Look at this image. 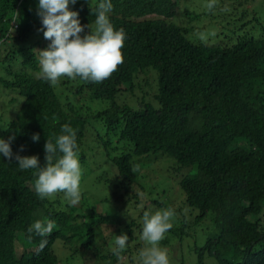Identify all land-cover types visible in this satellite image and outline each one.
<instances>
[{
	"label": "trees",
	"instance_id": "16d2710c",
	"mask_svg": "<svg viewBox=\"0 0 264 264\" xmlns=\"http://www.w3.org/2000/svg\"><path fill=\"white\" fill-rule=\"evenodd\" d=\"M191 1L112 0L110 21L127 34L123 63L99 83L64 77L51 85L35 76V48L50 43L38 31L37 0H0V91L17 97L9 101L14 115L0 118L9 119L0 138L15 137L13 158L0 157V264L139 262L135 222L124 224L119 209H91L81 204L82 196L79 205L69 206L63 193L41 200L33 170L17 167L16 155H35L45 166L46 139L59 135L65 123L76 131L79 150L91 139L102 142L105 165L116 169L126 189L140 174L134 159L165 156L192 170L179 181L184 198L178 207L157 201L155 207L181 215L187 206L199 214L193 226L205 219L213 226L201 247L194 242L196 264H264V35L234 40L227 31L236 24L228 14L245 0H200L201 11ZM98 2L78 0L69 7L81 25L94 29L91 9ZM206 16L218 27L208 39L193 34ZM128 94L141 96L138 109L116 102ZM104 102L109 104L102 109ZM79 159L82 178L100 172ZM46 218L56 223L48 237L28 232ZM184 226L170 229V236L187 238ZM121 233L129 240L117 255L115 236Z\"/></svg>",
	"mask_w": 264,
	"mask_h": 264
},
{
	"label": "clouds",
	"instance_id": "9594fccd",
	"mask_svg": "<svg viewBox=\"0 0 264 264\" xmlns=\"http://www.w3.org/2000/svg\"><path fill=\"white\" fill-rule=\"evenodd\" d=\"M89 3V0H85ZM78 0H37L36 15L38 16L43 38L50 43L37 52L39 70L37 78L51 84H58L62 78L77 79L99 83L107 79L118 65L123 63L122 49L127 39L124 29H116L110 21L113 10L112 0H99L91 15L95 17L94 29L89 25H81L77 11L70 10ZM85 28L88 32L85 33ZM83 34V35H82ZM14 136L7 140L0 138V157L12 159L10 147ZM40 139L33 134L35 143ZM20 151H23L21 147ZM45 166H39L37 156L14 157L20 170H33L35 183L33 189L37 197L44 200L57 193H63L69 206L77 205L81 200L80 183L82 167L79 159L77 133L65 123L60 134L46 139ZM175 215L171 208L155 212L143 211L141 239L147 242L139 253V264H170L166 248L160 241L172 228L171 220ZM56 227L54 220H36L28 229L39 237H48ZM129 237L121 233L115 236L114 251L117 255L127 246ZM47 239L40 243L43 249Z\"/></svg>",
	"mask_w": 264,
	"mask_h": 264
},
{
	"label": "rangeland",
	"instance_id": "374dc122",
	"mask_svg": "<svg viewBox=\"0 0 264 264\" xmlns=\"http://www.w3.org/2000/svg\"><path fill=\"white\" fill-rule=\"evenodd\" d=\"M189 5L194 8L199 6L200 11L204 6L200 3V0H193ZM232 11L235 12L228 14V17L232 18L236 24L232 22L231 25L226 28L228 29L227 31L230 32L232 39L235 40L237 37L242 36L259 38L264 35V2L260 0H245L243 5H235ZM207 16L201 18L198 23L195 24L193 34L200 32L201 37H206L213 29H218L216 26L217 23H215L216 20ZM244 23H247L248 26H243ZM183 27H188V25L185 23ZM205 39H208V37ZM39 51L42 50L36 47L35 52ZM0 72H2V70H0ZM135 94H137V92ZM12 95H14V93L8 94L0 91V118L1 116H5L7 119L8 116L12 117L14 115L15 108L10 105L9 101L13 98L17 99V97ZM131 96L130 94L123 95L122 97L119 95L116 98V102L120 104V101H123L126 105L136 110L141 106V96L134 99L131 98ZM104 103L105 106H103L102 109L106 108L107 104H109L107 102ZM5 106L7 110H3ZM7 121H9V119L2 120L0 129ZM114 143L117 142L115 141ZM102 147L101 141H97L96 143V140L91 139L84 142L79 150V157L81 156L82 158L83 156L84 159H86V167L87 165L92 167L94 164L100 167L98 169L100 172L94 174L93 178H81L80 190L81 196L83 197L81 204L83 201L86 205L90 206L91 209H98V206H101L103 211L105 209H108V211L114 208L119 209L121 215L116 213V216L117 218L120 216L123 217L122 221L124 224L130 221L135 222V245H141L143 249L147 244V242L141 239L143 211L155 212L157 210L167 209L166 206L155 207L156 201L162 205L168 204L172 209L177 208L181 203L182 197L184 198V194L179 187V181L184 176L190 174L192 170L178 166L173 159L165 156H157L158 158L156 160H154V157L153 160H149L148 158L140 160L134 159V164L138 165V169L140 168V174L136 176L133 183L129 184L126 189L118 178L116 169L111 168L109 165H105V155L102 154V152H104ZM151 172V178L144 180V176ZM98 177L102 179L95 182L94 180ZM115 177H117V179H115ZM77 205H79V203ZM186 208L190 212L187 209L184 213H181V215L177 210L174 212L175 215L171 220L173 225L171 229L181 228V226L186 225V227L184 226L186 229L183 230L189 236L187 238L184 237L183 240L180 241V237L170 236L169 230L165 234L164 239L160 241V246L167 249L170 264H196L197 254L194 242L197 241V246L201 247L205 239L214 232L213 226L206 222V219L198 225L193 226L195 218L199 214L196 210H191L190 207L188 208L186 206ZM259 218L263 225L264 218ZM191 222V226L187 225L191 224ZM20 251L22 250L20 249ZM135 256L139 259L138 254ZM137 264H139V262ZM207 264H211V261L207 260Z\"/></svg>",
	"mask_w": 264,
	"mask_h": 264
}]
</instances>
